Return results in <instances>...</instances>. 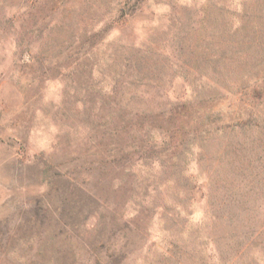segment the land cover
I'll return each instance as SVG.
<instances>
[{
	"label": "rangeland",
	"instance_id": "1",
	"mask_svg": "<svg viewBox=\"0 0 264 264\" xmlns=\"http://www.w3.org/2000/svg\"><path fill=\"white\" fill-rule=\"evenodd\" d=\"M0 264H264V0H0Z\"/></svg>",
	"mask_w": 264,
	"mask_h": 264
}]
</instances>
